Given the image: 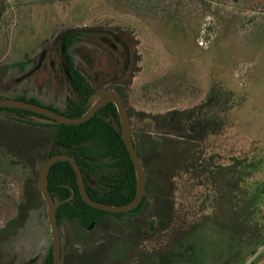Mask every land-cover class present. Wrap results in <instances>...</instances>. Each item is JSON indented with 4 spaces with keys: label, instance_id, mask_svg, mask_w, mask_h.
<instances>
[{
    "label": "rangeland",
    "instance_id": "1",
    "mask_svg": "<svg viewBox=\"0 0 264 264\" xmlns=\"http://www.w3.org/2000/svg\"><path fill=\"white\" fill-rule=\"evenodd\" d=\"M4 2L0 54L5 64H17L24 56L36 62L40 50L46 49V59L54 54V72L50 70L47 77L43 75L47 83L42 81V76L35 79L37 72L14 83L7 82L9 75L11 78L18 75L11 69V74L7 73L4 84H1L0 97L16 98L23 94L22 99L63 113L66 97L74 96L75 91L61 70L57 49L60 36L72 28L103 27L110 30L108 34L85 33L70 49L75 64L97 92L113 84L123 70L127 74L132 70L131 56L133 60L135 55L132 53L129 57L122 41L131 52L136 45L135 50L141 58L140 68L124 92L126 111L135 126L150 124L155 128L152 120L144 121L147 118L143 119L138 112L165 114L191 108L205 100L214 86L231 91L234 100L231 106L219 103L210 110L213 112L207 116L211 120L210 125L207 123L212 126L210 130L202 128L204 116L191 126L193 131L190 130L189 138L198 140L199 156L204 161L206 159L210 169L214 164H228L231 157L260 159L251 182H264V0ZM115 26L126 31L118 32L114 37ZM54 35L58 37L56 40ZM45 39L53 41L52 45L50 41L43 43ZM30 66L28 64L24 71ZM46 99H51L53 105ZM216 110L217 115H214ZM6 116L14 117V113L1 112V141L19 143L25 139L34 142L45 139L50 133L49 129L32 128L8 117L2 118ZM30 118L36 119L26 117ZM215 122L217 124L213 127ZM198 125L201 127L196 131L194 128ZM4 157L0 150V264H42L51 247V234L46 205L40 196L34 200L23 224L17 220L12 223L14 227L3 228L15 217L24 200L26 180L37 185L43 161H33L30 170L11 167L2 161ZM186 162L173 169L176 205L181 202L189 204L194 194L200 201L199 195L204 190L196 184L193 174L185 173L182 164ZM135 217L138 221H146L148 216L136 213L125 218H132L135 226ZM67 226L71 227V224ZM67 226L61 225V232L65 233ZM95 232L91 236H95ZM62 237L66 258L73 244L67 234ZM244 264H264V244Z\"/></svg>",
    "mask_w": 264,
    "mask_h": 264
},
{
    "label": "trees",
    "instance_id": "2",
    "mask_svg": "<svg viewBox=\"0 0 264 264\" xmlns=\"http://www.w3.org/2000/svg\"><path fill=\"white\" fill-rule=\"evenodd\" d=\"M109 31L103 27L89 29L91 33ZM125 31L115 26L112 33L115 37L118 32ZM78 32L77 29H71L64 34L62 42L67 50L73 46ZM121 43L129 57L132 53L135 55L133 60L131 56L132 70L129 74L123 70V74L107 88L119 92L124 98L125 89H129L140 68L138 63L141 58L135 50L136 45L131 52L123 41ZM65 57L68 79L76 94L68 99L63 114L77 117L88 109L89 98L96 89L76 67L71 53L66 52ZM233 102L231 91L214 86L205 100L191 108L172 110L165 114L138 112L141 117L143 115V119L152 120L155 128L150 124L133 125L132 128L133 141L146 174L145 195L134 210L113 213L88 205L79 193L70 163H54L48 173V190L55 201L71 198L58 207V223L70 220L85 227L92 221L96 222L95 236L76 235L70 263L244 264L253 256L264 244V182H251L259 168L260 159L231 157L228 164H214L210 169L206 159L205 162L199 156L198 140L189 138L190 130L193 129L191 126H195L204 116L202 128L210 130L211 120L207 116L211 109L219 103H229L231 106ZM0 110L14 113V118L9 116L10 120L32 128L50 130L48 137L34 142L23 139L10 144L0 139V150L5 156L3 162L11 167L20 166L31 170L33 161L46 160L41 156L43 151L49 150V155L69 154L79 165L85 188L92 199L123 205L134 198L135 170L124 145L117 109L113 103L105 104L89 120L80 124L38 122L33 118L26 119L34 114L27 110ZM211 114L213 112L209 117ZM216 124L213 123V127ZM200 127L198 125L194 129L197 131ZM51 144H58L57 150L52 151ZM32 152H36L39 157H32ZM185 161L182 164L185 165V173L193 174L191 176L197 181L196 184L204 187V190L199 195L200 201L195 199L197 195L194 194L189 204L181 202L176 205L173 169ZM151 172L158 175H152ZM24 185V201L18 206L17 217L7 222L8 226L17 220L23 224L34 205L39 188L30 180H26ZM136 213L147 215L149 220H137L135 227L132 222L123 219ZM163 233L166 235L160 236ZM42 264H52L51 247ZM62 264L68 263L65 261Z\"/></svg>",
    "mask_w": 264,
    "mask_h": 264
},
{
    "label": "water",
    "instance_id": "3",
    "mask_svg": "<svg viewBox=\"0 0 264 264\" xmlns=\"http://www.w3.org/2000/svg\"><path fill=\"white\" fill-rule=\"evenodd\" d=\"M3 3L4 0H0V10L3 6ZM95 94H96V99L93 100ZM107 103H113L117 109V114L122 129V137H123L124 145L127 149V152L130 156V159L133 163L135 170V175H136L135 196L129 203L123 205H114V204H108V203L96 201L89 196L85 188L81 169L77 164L76 160L72 156H70L69 154L61 153L47 158L40 170V175L38 177V188L46 205L47 219L49 222L50 233H51L52 264H61L62 262L61 237H60V228L57 221V209L64 202H68L70 198L55 201L51 196L47 185L48 173L51 166L58 161H67L70 163L76 175V182L79 193L82 199L84 200V202L87 203L88 205L108 212H127L135 209L141 203L145 194L146 175H145L143 163L141 161V158L139 157V154L137 152V149L133 141L132 128L134 124L133 121H131L127 115L124 101L121 95L117 91L108 88H102L98 90V92L96 91L89 98L88 109L82 115L77 117L67 116L65 114H61L47 107L20 99L0 98V107L24 109L34 113H38L46 117V119H44L43 121L56 122L59 124L83 123L89 120L97 112L98 109H100L102 106H104ZM146 120L149 119H145L144 121ZM56 146L57 145H55V147Z\"/></svg>",
    "mask_w": 264,
    "mask_h": 264
},
{
    "label": "flooded vegetation",
    "instance_id": "4",
    "mask_svg": "<svg viewBox=\"0 0 264 264\" xmlns=\"http://www.w3.org/2000/svg\"><path fill=\"white\" fill-rule=\"evenodd\" d=\"M4 10H5V2L3 3V6H2V8H1V10H0V30H1V22L3 21V15H4ZM96 27H99V26H94V27H84V28H80V27H78V28H72V29H77V30H79L80 32H78V34H77V37L75 38V42L77 41V40H79L80 39V37H82V36H84L85 35V33L87 34V35H89V34H97V33H91V32H89V29H93V28H96ZM71 30V29H70ZM67 32V31H66ZM66 32H64L63 34H61V36H60V41H59V46H58V51H59V58L61 59L60 60V62H61V70H62V73L64 74V77H65V79L67 80V82H68V84L71 86V84H70V82H69V75H68V70H67V66H66V57H65V53L67 52V53H71L70 52V49H66L65 48V45L63 44V36H64V34L66 33ZM100 34L101 33H103V34H108V32H99ZM56 34H58L57 32H56ZM56 38H58L57 37V35H54V37H53V39L54 40H56ZM50 41V43H51V45H52V43H53V41H51L50 39H45L44 41H43V43H47V42H49ZM55 42V41H54ZM75 42H74V44H75ZM73 44V45H74ZM51 49V48H50ZM52 50V49H51ZM127 53V52H126ZM27 54V53H26ZM25 54V55H26ZM72 55V54H71ZM73 56V55H72ZM53 59H54V54L53 55H50L49 56V58L48 59H46V49H42V50H40V52H39V54H38V57L36 58V62H33V60H27V58L24 56V59H20V61H18L17 62V64H14V65H10V64H8V66L5 64V62L3 61V58L1 57V54H0V89H1V84H4V79L6 78V76H7V73H9V74H11L10 73V70L11 69H14L15 70V72L16 73H18V75L17 76H15V77H13V78H11V75H9V77L7 78V82H14V83H19V82H21L22 80H24V79H26V78H28V77H30L33 73H36L37 72V76H34L35 77V79L36 80H38V79H40V77L42 76V81H44L45 80V83H47V78L45 79V77H47V72L48 71H50L51 70V72L53 73L54 72V67H53ZM73 60H74V57H73ZM74 63H75V61H74ZM28 64H31V66H30V68L28 69V70H26V71H24V68L26 67V66H28ZM76 65V64H75ZM76 67H77V65H76ZM78 68V67H77ZM79 69V68H78ZM80 70V69H79ZM42 74V75H41ZM43 75H46L45 77L43 76ZM113 80V79H112ZM42 83H44V82H42ZM72 87V86H71ZM108 87V86H107ZM106 87V88H107ZM72 89H74L73 87H72ZM75 91V90H74ZM119 93V92H118ZM76 94V93H75ZM120 94V93H119ZM20 96L19 97H16V98H12V99H20V100H24V101H28V102H32V103H35V104H38V103H36V102H34V101H30V100H25V99H22V97L23 96H25V95H23V94H19ZM121 95V94H120ZM75 96V95H74ZM74 96H67L66 97V99H65V105H64V109H65V107H66V104H67V101H68V99L70 98V97H74ZM122 97V96H121ZM1 99H6V98H2V97H0ZM123 98V97H122ZM47 100V102L49 103V104H52L53 105V102L51 101V99H46ZM123 101H124V105H125V109H126V103H125V99L123 98ZM55 104H57V105H60L58 102H56ZM38 105H40V104H38ZM41 106H44V105H41ZM44 107H47V106H44ZM0 108H9V107H0ZM47 108H49V109H52L51 107H47ZM61 109H63V108H61ZM63 109V110H64ZM24 110V109H23ZM52 110H54V109H52ZM54 111H56V110H54ZM1 110H0V118H1ZM7 112V111H6ZM9 112V111H8ZM31 112V111H30ZM56 112H58V111H56ZM127 112V111H126ZM11 113V112H10ZM32 113H34V112H32ZM59 113H61V112H59ZM35 114V115H34ZM33 115H31V117H35L36 119L34 120V121H38V122H44V123H52V122H46V121H43L44 119H46V117L45 116H43V115H41V114H38V113H34ZM37 114V115H36ZM61 114H63V113H61ZM128 115V114H127ZM10 117H12V116H10ZM9 116H8V118H10ZM2 118H4V117H2ZM7 118V119H8ZM14 118V117H13ZM14 121V120H13ZM10 144H12V143H10ZM36 144V143H35ZM55 145H57L56 147H55ZM37 146V145H36ZM51 146V147H50ZM49 147L51 148V150L52 151H55V150H57V148H58V144H51ZM49 148V149H50ZM13 153H15L14 151H12ZM43 154H41V156L42 157H44L45 159H47V158H49V157H51V156H53V155H56V154H61V153H55V154H53V155H49V150L48 151H43L42 152ZM32 157H34V158H38L39 157V155L36 153V152H32ZM45 161H43V163H44ZM43 163H42V165H43ZM42 167V166H41ZM41 170V169H40ZM40 175V174H39ZM146 175V174H145ZM145 184H146V181H145ZM37 187H38V180H37ZM23 195H24V192H23ZM145 195V194H144ZM37 196H40L41 197V200L42 201H44L43 200V198H42V196H41V193H40V191L38 190V194L36 195V197ZM36 197H35V199L34 200H36ZM70 200H71V198H70ZM69 200V201H70ZM143 200V199H142ZM24 201V200H23ZM35 202V201H34ZM142 202V201H141ZM22 203V202H21ZM20 203V204H21ZM44 203H45V201H44ZM104 203V202H103ZM19 204V205H20ZM115 205V204H114ZM140 205V204H139ZM138 205V206H139ZM137 206V207H138ZM136 207V208H137ZM134 210V209H133ZM131 211V210H130ZM18 212L19 211H17V214L15 215V217L14 218H16L17 217V215H18ZM108 212V211H107ZM128 212V211H127ZM113 213H119V212H113ZM127 216H130V215H127ZM127 216H124L123 217V219L124 220H128L129 222H131V220H132V218L131 219H128V218H125V217H127ZM14 218H11L10 220H12V219H14ZM115 219V218H114ZM9 220V221H10ZM135 220L137 221V218L135 217ZM146 220H149V217H147L146 218ZM58 221V220H57ZM63 224H65V227L68 225V224H71V227L70 226H67V228L65 229V233L62 231L61 232V230H60V237H61V252H62V262H65V261H67V263L68 264H71L70 262L72 261V259H71V256L73 255V253H72V250H73V248H72V246H70L69 247V250H68V254H67V257L65 258L64 256H63V249H62V240H63V237H62V234H67L68 235V238H69V240L72 242L71 244H73V241H74V239L77 237L76 235L77 234H92V233H94L95 232V230H94V228H95V225H96V222L95 221H92L90 224H88L87 226H85V227H81V226H79V224L77 223V222H74V221H70V220H62L60 223H58V225H59V228L61 229V225H63ZM11 227L13 226L14 227V225L12 224V225H10ZM10 226H8L7 224H5L4 225V230L5 229H8V228H11ZM3 232V231H2ZM16 233V232H15ZM14 233V234H15ZM51 234V233H50ZM101 234V233H100ZM51 251H52V246H51ZM70 259V260H69ZM62 262H61V264H62Z\"/></svg>",
    "mask_w": 264,
    "mask_h": 264
}]
</instances>
